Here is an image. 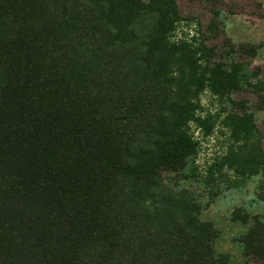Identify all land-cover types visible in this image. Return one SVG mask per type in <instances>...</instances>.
<instances>
[{
    "label": "trees",
    "instance_id": "1",
    "mask_svg": "<svg viewBox=\"0 0 264 264\" xmlns=\"http://www.w3.org/2000/svg\"><path fill=\"white\" fill-rule=\"evenodd\" d=\"M180 20L175 0H0V264H234L164 177L196 156L189 124L211 130L207 89L240 108L219 168L264 178L254 114L229 99L246 87L264 111V82L172 42ZM232 219L240 264H264V218Z\"/></svg>",
    "mask_w": 264,
    "mask_h": 264
},
{
    "label": "rangeland",
    "instance_id": "2",
    "mask_svg": "<svg viewBox=\"0 0 264 264\" xmlns=\"http://www.w3.org/2000/svg\"><path fill=\"white\" fill-rule=\"evenodd\" d=\"M145 2L149 0H143ZM180 21L170 40L183 41L197 49L202 46L214 51L213 62H222L232 53L233 60L243 71L255 73V79L264 82V0H175ZM258 46L255 57L242 49ZM235 103L245 102L254 114L258 131L255 138L264 150V111L254 110L257 95L243 87L230 94ZM196 117H212L209 133L196 123L189 124V133L197 143L196 156L189 163L185 176L165 175L177 189L188 191L196 199L201 219L210 221L219 232L216 252L229 256L234 264L243 262L236 239L245 227L232 219V212L239 209L249 216L264 218V178H238L227 166L220 167L231 142L229 132L221 121L223 111L240 113V108L226 101H219L209 90L199 95ZM234 109V110H233ZM214 122V123H213ZM212 173V174H211Z\"/></svg>",
    "mask_w": 264,
    "mask_h": 264
}]
</instances>
